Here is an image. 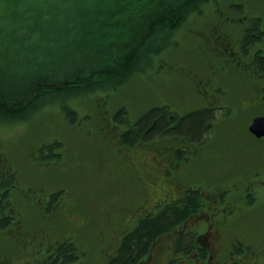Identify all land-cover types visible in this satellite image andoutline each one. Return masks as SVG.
<instances>
[{"label": "flooded vegetation", "instance_id": "flooded-vegetation-1", "mask_svg": "<svg viewBox=\"0 0 264 264\" xmlns=\"http://www.w3.org/2000/svg\"><path fill=\"white\" fill-rule=\"evenodd\" d=\"M243 7L242 2L231 4L230 10L235 14L224 8L214 9L216 17L202 35L201 52L208 68L187 70L178 61H162L158 65L160 71L161 67H169L168 76L161 71V80L192 87V94L200 100V107L195 110L211 111L213 116L206 120L208 132L201 139L157 134L155 140L141 136L128 141L124 136L131 125L126 115L117 118L120 109L107 117L104 114L108 141L112 142L105 154L118 159L111 165L110 173L121 177L119 184H125L122 176L130 173L129 156L141 149L151 150L154 143L174 142L166 148H156L157 167L138 188L141 202L134 209L132 225L127 226L118 241L116 230L101 236L98 248L82 239L86 221H74L68 214V189L26 185L20 177L21 165L9 162L6 150L0 146V264H89L93 249L102 258L100 264H112L124 236L141 216L155 214L169 204H182L185 196L195 190L197 203L187 217L161 235L137 264H264V219H259L264 213V153L260 156L255 148L240 145L232 158L221 154L217 147L212 149L217 124L238 122L241 114L264 106V13H252ZM250 29L254 30V39L247 42ZM227 76L243 83L247 92L242 95L237 88L229 87L224 82ZM165 89L169 92L173 88ZM101 108L105 113L104 105ZM218 110L222 112L220 117ZM171 112L174 119L176 111L171 108ZM261 115L264 114L255 117ZM250 123L247 132L264 139L250 132ZM62 145L50 141L42 150L39 147L31 163L49 169L58 165L57 159L65 157ZM39 150L44 151V159L35 162L40 157ZM212 157L223 163L213 161L214 165ZM155 178L163 198L150 209L154 200L150 187ZM102 197V202L113 210L110 214L116 216L115 225H124L128 216L114 212L120 206L117 191L108 190ZM164 240L168 242L164 244Z\"/></svg>", "mask_w": 264, "mask_h": 264}, {"label": "rangeland", "instance_id": "rangeland-1", "mask_svg": "<svg viewBox=\"0 0 264 264\" xmlns=\"http://www.w3.org/2000/svg\"><path fill=\"white\" fill-rule=\"evenodd\" d=\"M89 1L0 0V27L5 20H10L11 5H13L12 9L17 5H20V8H33L32 11H26L27 13L19 12L22 24L17 29V36L21 37L20 41L26 43L24 46H34L31 44L33 40L36 42L35 46H38L39 42L41 43L40 48L37 47L38 52L34 56L35 60L44 52L52 51L53 57H56L57 51L64 50L59 55V61L63 62L66 60L64 52L68 50L66 45L79 38L80 30H73V28L80 29L79 20H85L84 11L89 5ZM238 2H242L243 8L248 9L249 12L264 13V0L211 1L204 5L202 13H193L175 30L171 44H168L164 49L165 53L152 51L150 58H143L137 65V72L127 79L112 82L103 88L97 87L76 94L47 98L45 104L50 101L54 102L48 103L49 105L44 106L29 119L8 123L0 121V146L6 150L9 162L21 165L20 177L23 182L26 185L43 186L48 189L67 188L69 193L67 212L73 216L74 221H86L81 237L94 248L101 246V236L107 233L112 234L116 230V240L118 241L121 233L132 225L131 221L135 217L134 209L141 202L138 188L146 176L153 174L157 167V149L166 148L174 143L172 140L154 143L151 150L141 149L136 154L129 156L130 173L122 176V179H125V184H119L118 179L121 177L112 176L110 173L111 165L117 163L118 159L107 158L105 154V149L109 148L112 142L108 141L109 135L105 128L104 114L110 116L123 108L127 111V123L129 124L131 121L137 120L148 109L157 105L169 104L179 114L199 108L200 100L192 94V87L177 81L169 83L168 79L161 80V71L164 76H168L166 70L169 71V67H161L160 71L158 65L162 61H178L187 70L189 68L198 70L208 68L207 58L201 52L204 47L202 35L208 31L211 20L216 17L213 16L214 9L221 11L224 8L226 12L234 13L230 10V5ZM36 8H39L40 11ZM4 15L7 17H3ZM229 17L235 18L237 15H229ZM9 23H12V20ZM12 29L14 32L15 28ZM61 29L62 31H60ZM61 34L62 37H60ZM36 39L40 41L38 42ZM1 42L0 37V52L2 53L4 46ZM24 46L18 47L14 54L21 60L18 64H16L17 61L9 62L6 59L1 60L0 57V79L3 78L7 83H16L20 86L23 79L29 78L32 70L25 69L22 65L29 57L33 56L26 55ZM45 59L44 57L41 61H45ZM50 59L51 56L48 58V66L51 65ZM224 82L229 87L237 88L242 95L247 92L245 85L239 83L233 76L225 77ZM167 87L173 89H169L167 92L165 89ZM64 100H66L65 103L78 111L81 117L79 120L72 122L69 116H66L61 104V101ZM103 105L106 109L105 113L101 108ZM221 113L220 110L217 111L219 117ZM257 114H264V106L241 114L238 122L217 124L214 130L216 140L212 149L217 147L221 154L234 158L239 146L247 145V147L250 146V148L259 151L261 156L264 153V139H256L246 130L252 117L254 118ZM54 140H59L60 146L63 144L62 149L65 153L62 160L57 159L59 164L49 169L31 163L30 159L38 148L41 146L40 150H42L47 142ZM39 153L40 157L35 162L44 159V151ZM213 161H216L218 165L223 163V160L215 157H212ZM213 164L216 165L215 162ZM158 185L159 180L155 178L150 187L151 196L154 198L148 207L150 209L157 200L163 198ZM108 190H115L119 194L120 206L114 212L128 216L124 225H115L113 219L116 216L110 214L113 210L107 202L101 200L104 197L102 195ZM19 201H21L20 198H18ZM34 218L38 219L36 216ZM259 219H264L263 212ZM167 242L168 240L163 241L164 244ZM101 259V256L96 253V249H93L89 264H100Z\"/></svg>", "mask_w": 264, "mask_h": 264}, {"label": "trees", "instance_id": "trees-1", "mask_svg": "<svg viewBox=\"0 0 264 264\" xmlns=\"http://www.w3.org/2000/svg\"><path fill=\"white\" fill-rule=\"evenodd\" d=\"M211 1L218 0H90L84 11L85 20H79L80 29L73 28L80 30L79 38L66 45L68 50L64 52L66 60L63 62L59 61V55L64 50L57 51L56 57L52 51L44 52L35 60L40 40L36 39L38 46H35V40L31 41L34 46H24L26 43L20 41L21 37L16 34L22 24L19 12L27 13L33 8L17 5L12 9L11 5V18L0 27L1 44L4 46L0 57L18 64L21 60L14 54L18 47L24 46L26 55L33 57H29L22 67L32 71L20 86L0 79V121L8 123L29 119L48 103L54 102L45 104L47 98L103 88L127 79L137 72V65L143 58H150L152 51L166 49L175 30L193 13H202L204 5ZM12 28H15L14 32ZM253 31H248L247 42L254 39ZM44 57L48 60L46 64V59L41 61ZM65 102L61 101V104L66 116L72 122L79 120L78 111ZM171 113V108L164 104L148 109L130 123L131 128L124 138L132 141L141 136L145 139L157 134H179L201 139L208 132L206 120L213 116L206 108L184 114L174 112V119L170 117ZM125 115L127 117V111L122 108L117 118ZM53 142L60 146L59 140ZM197 197V190L191 191L182 204H169L155 214L141 216L132 231L124 236L112 264L139 263L161 235L170 232L187 217L189 209L196 205Z\"/></svg>", "mask_w": 264, "mask_h": 264}, {"label": "water", "instance_id": "water-1", "mask_svg": "<svg viewBox=\"0 0 264 264\" xmlns=\"http://www.w3.org/2000/svg\"><path fill=\"white\" fill-rule=\"evenodd\" d=\"M249 130L258 138L264 137V115L253 118Z\"/></svg>", "mask_w": 264, "mask_h": 264}, {"label": "bare ground", "instance_id": "bare-ground-1", "mask_svg": "<svg viewBox=\"0 0 264 264\" xmlns=\"http://www.w3.org/2000/svg\"><path fill=\"white\" fill-rule=\"evenodd\" d=\"M61 159V158H60ZM134 228V227H133ZM114 235V234H113ZM115 245V244H114ZM141 257V256H140Z\"/></svg>", "mask_w": 264, "mask_h": 264}]
</instances>
